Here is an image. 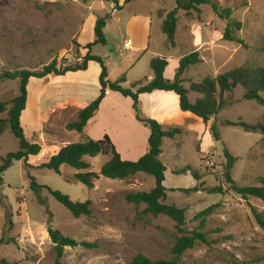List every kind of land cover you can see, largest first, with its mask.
<instances>
[{
    "label": "rangeland",
    "instance_id": "obj_1",
    "mask_svg": "<svg viewBox=\"0 0 264 264\" xmlns=\"http://www.w3.org/2000/svg\"><path fill=\"white\" fill-rule=\"evenodd\" d=\"M213 1L222 8H230L232 18L219 19L209 6H204L200 14L187 16L180 13L179 35L184 36L188 20L197 25L196 29L202 37L210 33L202 54L199 53L202 63L188 69L183 76L186 82L200 83L206 78H215L240 67L264 68V0ZM159 6L171 10L175 0L135 2L126 6L121 14L114 15L116 17L113 16L116 13L114 6L102 0H0V74L23 70L37 72L53 61L59 65L79 64L84 56L75 43L79 44L78 35L89 19L110 15L115 20L120 15L148 13ZM164 13L161 11V15ZM111 19L107 22L110 43L96 46L95 50L104 58L109 69L115 67V61L111 64L112 60L105 57L112 54L113 36L118 31ZM156 21L154 17L150 51L167 57L178 55L180 49L167 51L163 45L165 37ZM231 21L242 23L241 31L236 34L242 43L223 40L225 28ZM85 31L81 37L83 43L91 40L89 30ZM149 59L150 55H147L140 60L124 88L130 89L139 75L150 72ZM131 61H124V65H121L124 70L134 63ZM120 73L121 67L115 70L111 81L117 82ZM36 80L29 81L35 90L39 87ZM19 86V81L0 80V102L15 99ZM244 93V89L238 87L227 94L224 109L211 120L209 126L215 127L220 140L213 137L210 129L201 143L192 135L164 140L163 159L169 169L164 186L175 190L168 192L164 203L186 211V225L183 227L186 234L201 231L208 240L207 244H198L178 258V264H264V231L258 227L252 215V208L264 213V203L254 198L242 199L231 190L224 178L227 150L237 159L231 170V177L237 186H259L264 179L262 136L227 125V122L239 121L254 125L263 119L264 108L244 100ZM31 94L21 124L29 141L39 144L43 152L37 158L30 159L27 165L14 162L4 173L3 184L0 185V239L4 238L8 244L0 246V259L8 264H57L54 245L47 232L50 221L56 230L78 243L76 248L65 249L59 264H129L139 254L153 261L173 260L174 240L180 236L175 223L164 216L149 217L148 223L138 222V214L144 206L135 208L126 202L129 193L154 189L153 177L140 173L124 181L107 179L100 175L103 165L109 160L103 155L88 159L92 165L91 171L98 175L93 189L68 181L78 174L71 167L63 166L61 175L39 168L47 157L66 145L84 142L92 137L100 140L108 135L116 147L119 146L123 152L128 151L130 140L132 144L138 136L130 123L128 106L110 99L108 103L115 105L119 122L110 120L105 111V119L103 117L102 121L79 134L66 128L77 120L76 113L63 109L42 112L34 92ZM195 96L198 98L191 94V97ZM131 109L134 114L133 105ZM18 149L19 142L10 131L0 136V166L9 153ZM175 149L183 163L176 169L181 171L185 163L190 164L202 178L201 191H181L193 189L197 182L189 172L180 175L171 173ZM202 159L205 161L202 162ZM29 175L43 187L39 194L45 206L38 203L30 189ZM220 185L224 194L208 192ZM49 189L68 196L73 202L91 201L93 217L75 219L51 195ZM210 208H214L213 213L202 225L197 216Z\"/></svg>",
    "mask_w": 264,
    "mask_h": 264
},
{
    "label": "trees",
    "instance_id": "obj_2",
    "mask_svg": "<svg viewBox=\"0 0 264 264\" xmlns=\"http://www.w3.org/2000/svg\"><path fill=\"white\" fill-rule=\"evenodd\" d=\"M114 6V11H121L122 7L119 6L120 0H102ZM134 0H125L124 5L131 3ZM176 8L169 12L164 13L162 24V32L167 38V45L174 48L176 43V34L178 30V14L180 12L190 16L192 13H201L204 6H209L212 12L221 20H230L233 16V11L230 8H222L220 4L213 0H175ZM111 19L110 15L105 18H97L94 35L95 40L93 43L88 44L83 49L87 50L86 55L79 64L75 65H59L57 61L44 66L41 71L32 72L28 70L16 72H2L0 80L19 81V93L11 102H0V136L6 131L18 140L19 149L17 152L9 153L3 160L0 166V185L3 184L4 173L9 170L14 162H24L26 165L30 159L37 158L43 152L39 144L31 143L26 135L22 124L21 117L26 110L28 101V85L31 79H45L50 76L58 77L64 76L68 73L85 72L88 65L92 62L97 63L101 67L100 75V93L98 98L91 104L81 108L77 120L66 126L68 131H74L82 134L88 122L95 117L98 112L102 101L106 97L107 91L119 93L124 98H130L133 102V110L137 122L148 128L150 137L148 140V149L146 154L138 161H124L118 153L116 146L112 139L105 135L100 140H93L88 138L84 142L68 144L61 148L56 154L46 158L45 162L41 164L40 169H47L61 175V168L63 166L71 167L76 170V174L68 181H75L93 189L95 180L98 175L91 171L92 165L86 159H94L100 155L106 156L109 160L103 165L100 175L111 180H127L143 173L151 176L155 180V187L150 192L129 193L126 196V202L132 204L135 208L144 206L142 212L138 214L137 221L148 223V218H157L164 216L175 223V228L180 234L174 240L172 254L173 260H157L153 261L142 254L137 255L132 259L129 264H178L177 259L182 257L187 251L194 249L198 244H207V236L201 232L196 231L191 234H186L183 227L186 225V211L177 207L176 205H166L164 202L168 198V192L175 191L174 189L168 190L164 186L166 180L165 173L167 171L164 163L161 161L162 146L165 139H175L182 135L183 130L180 128H164L157 121L147 118L142 114L140 107L139 97L142 94H151L155 91L173 92L179 97L180 109L182 112H189L201 119L206 127L212 119L220 114L226 105V95L232 93L238 87L244 89V100L255 102L264 108V68H249L240 67L233 69L229 72L218 75L215 78H206L200 83L186 82L183 78L184 74L191 67L197 66L202 63V59L198 52H193L184 56L179 62V68L176 72L174 80L170 81L164 77V72L168 67L166 58H154L151 60L150 69L154 74V79L134 83L130 89L124 88L126 78L122 77L117 82H112L109 79L108 68L101 57L95 56L92 50L96 46H105L107 43L104 29L107 22ZM242 29V23L238 21H231L227 25L223 33V40L226 42L242 43L236 37V34ZM77 48L80 45L75 43ZM188 85V86H186ZM197 95L195 102H192L190 95ZM231 127H238L247 133L260 134L264 141V117L256 124H247L244 122H227ZM211 133L216 140H220V136L214 126L210 127ZM225 157L227 163L224 167V178L231 186V190L239 195L242 199L254 198L264 203V179L260 181L259 186L239 187L236 185L231 177V170L233 169L237 159L234 158L227 150H225ZM202 162L205 159L201 160ZM191 173L196 180L197 185L193 189H182L184 193L199 192L203 187L201 183V176L194 172L190 167H186L176 174ZM31 180L30 189L37 197L40 205L45 206L44 201L40 197V190L43 188L39 186L32 176L29 175ZM51 195L63 205L75 219L82 217L91 218L93 212L91 210L92 202L85 203L73 202L68 196L59 192L49 189ZM210 194H224L225 191L220 185L208 191ZM214 208H210L200 213L197 219L203 225L207 218L213 213ZM252 215L258 227L264 231V213L258 212L252 208ZM12 226V223H10ZM47 232L49 238L54 245L57 261L59 264L64 256L66 248H76L77 241L65 237L60 231L56 230L51 222H48ZM4 238L0 239V246L6 244ZM8 244V243H7ZM0 264H8L0 259Z\"/></svg>",
    "mask_w": 264,
    "mask_h": 264
},
{
    "label": "crops",
    "instance_id": "obj_3",
    "mask_svg": "<svg viewBox=\"0 0 264 264\" xmlns=\"http://www.w3.org/2000/svg\"><path fill=\"white\" fill-rule=\"evenodd\" d=\"M139 1H143V0H134L131 3L124 5L125 0H120L119 6L122 7V10L116 12L115 14H113V16L121 14L126 8V6H130L131 4ZM145 1H151V0H145ZM175 8H176V3L171 10H166L163 9V6L162 7L159 6V7H155V9H153L148 13L130 14L129 16L120 15L118 19L115 20L113 18L111 19V21L114 23L118 31L115 32L116 36H113L115 37V40L114 43H112V51H111L112 54L115 52L117 53H115L114 56L111 54L105 57L106 59L112 60L111 64L112 62L115 61V65H114L115 67L112 69L108 68L110 81L112 80L111 77L115 72V70L117 71L121 67V73L119 75V79L118 80L114 79V80L119 81L122 77H125L126 78L125 84L129 83L130 73L137 70L140 60L142 58L144 59L147 55H150V59L148 61L149 68L152 59L154 58L167 59L168 67L164 72V77L167 80L172 81L174 80L176 76V72L179 68V62L184 56H187L193 52H198L202 54V50L204 49L203 47H205L204 44L207 43L206 38L210 37V33L209 36L207 35L206 37H202L198 33V30L196 29L197 25H195L193 21L188 20V22H186L185 24L186 29L184 36L179 35V27L182 19V17H180L181 12L178 14L179 22H178V30L175 40L176 45L174 48H171L167 45V38L164 34H162L165 37V39L162 40V43L167 49V51L169 50L175 51L177 49H180V53L174 57H170L172 55L167 57L165 55L152 53L150 51L154 17L157 20L156 22H158V28H160L162 31V24L165 15L173 11ZM161 11H164L166 13L164 17H161ZM96 20L97 18L95 17L93 19H89L85 23V25L83 26V28L81 29L78 35V42L81 47L80 50L82 56H85L87 53V50H84L83 48L88 44L93 43L95 40L94 28H95ZM85 30H89L91 34V40H89L86 43H83L81 41V37L83 35L82 33L86 32ZM107 30L108 29L106 25L104 29V34L107 40L106 46L110 43L109 39L107 38V32H108ZM127 43H129V46L128 48H125V45ZM95 50L96 47H94L92 50L93 55L101 57L104 61V58L99 53H95ZM126 60H132L131 62L134 61V63L130 65L129 69H126L127 71L124 70V68L121 66L124 65V61ZM100 75H101V67L97 63L92 62L88 65V69L85 72L68 73L64 76H58V77L50 76L48 78L41 80L37 79L36 81H38L39 83V87L37 90H35V88L32 89L30 84L28 85L27 104H29L30 102V97L32 95L31 93L33 91L35 94V99L36 101H38V106L40 111L42 110V112H48V111L54 112L57 109L60 110L63 109L64 111L71 110L72 112L76 113L78 116L82 107L91 104L98 98L100 93V82H99ZM144 79H148L149 82L154 79V74L151 69L149 73H146V75L145 73L139 75L137 79H135V81L132 83V85ZM110 99L121 101L122 103H125L128 106L129 119L131 121L130 123L133 125L136 131V136L138 135L137 137L135 136L136 138L132 144H131L132 140H130L129 146L127 148L128 151L123 152L119 146H117L116 149L120 153L122 160L133 161V162L138 161L147 152L150 131L149 129L145 128L136 121L134 114H132L131 108L133 104L130 99L122 97L119 93L107 91L106 97L102 101L98 112L96 113L95 117L88 122V125L85 130H87L92 124H97L100 121H102L105 111L107 112V114H109L108 117H110V120L113 119V122L115 121L119 122V120L116 119L119 118V115L117 113L118 111H116V109L114 108L115 105H113L112 102L110 104L108 103ZM190 99L192 102H195L197 98L196 96L193 98L190 95ZM139 100H140V107L142 114L145 117L157 121L164 128L182 129L183 133L178 137L192 135L195 137L196 141L201 143L203 139L210 133L209 129L211 126L206 127L201 119L197 118L196 116H194L189 112L181 111L179 104V97L173 92L155 91L151 94H142L140 95ZM105 118L106 117H104V119ZM92 138L95 140H99V138L98 139L94 137ZM163 158H164V151L162 150V155L160 156V159L164 163ZM88 159L86 160L88 161ZM171 163L174 166L173 169L171 170V173L176 174L177 172H180L176 168L177 167L179 168V166L183 163H181L178 150L176 149L173 152V159ZM189 165L190 164L185 163L183 169H185L186 167H190L192 169V167ZM165 167L167 169L165 173V177H166L169 169L167 165H165ZM165 183L166 180L164 184ZM166 188L168 190L174 189L169 187Z\"/></svg>",
    "mask_w": 264,
    "mask_h": 264
},
{
    "label": "built area",
    "instance_id": "obj_4",
    "mask_svg": "<svg viewBox=\"0 0 264 264\" xmlns=\"http://www.w3.org/2000/svg\"><path fill=\"white\" fill-rule=\"evenodd\" d=\"M128 46H129V43H127V44L125 45V48H128Z\"/></svg>",
    "mask_w": 264,
    "mask_h": 264
}]
</instances>
